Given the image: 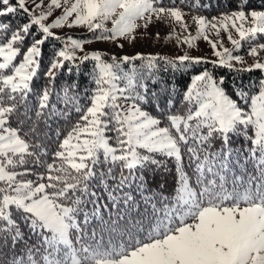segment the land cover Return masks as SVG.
I'll use <instances>...</instances> for the list:
<instances>
[{
	"label": "snow or ice",
	"instance_id": "obj_1",
	"mask_svg": "<svg viewBox=\"0 0 264 264\" xmlns=\"http://www.w3.org/2000/svg\"><path fill=\"white\" fill-rule=\"evenodd\" d=\"M246 8L244 0L211 20L192 18L196 35L183 42L203 36L217 60L105 59L85 51L92 41L54 30L81 26L97 41L131 42L154 20L186 31L185 13L175 0H0V264H264V78L228 84L205 68L181 93L154 71L159 61L164 73L189 61L264 71V43L249 48L253 63L236 67L244 58L219 39L223 30L238 49L264 34V10ZM50 40L62 43L41 73ZM89 60L90 92L75 80L57 85L59 73ZM134 61L144 63L121 67ZM170 167L167 195L157 177Z\"/></svg>",
	"mask_w": 264,
	"mask_h": 264
},
{
	"label": "trees",
	"instance_id": "obj_2",
	"mask_svg": "<svg viewBox=\"0 0 264 264\" xmlns=\"http://www.w3.org/2000/svg\"><path fill=\"white\" fill-rule=\"evenodd\" d=\"M171 2L172 0H162V3L164 5H169ZM241 2H244V0H183V3L181 2V0H175V3L179 7L186 8L188 10L206 16H212L224 12L237 10V6ZM246 3H247V8L245 9L246 11L253 9L264 10V8H262V5H264V0H246ZM193 4L196 5L195 8L191 7V5ZM14 22L16 23L21 22L20 18L16 17ZM76 35L86 36L89 34L82 33ZM260 42H264V34H259L258 38H256L253 41H249L247 48L250 47L252 44H256ZM61 43L62 42L55 40H50L48 43H46V45L44 46L45 54L43 56L41 69H40L41 73L46 70L47 64L51 59V55L52 52L54 51V48H59L61 46ZM110 57L111 55L106 53V56L104 58L109 59ZM94 64L95 61L89 60L81 66V71L79 73L75 71L72 74H68L66 71L59 73L56 81L57 85L59 86L61 83H63L66 80H75L79 83L80 88L83 90V92H90L91 88L94 87L92 81V76H93L92 70ZM129 64H136L137 66H139L142 63L141 61H134ZM129 64L121 65L124 71L126 70L125 68ZM163 67H167L166 63L164 61H159L158 68L154 70L156 72V78L159 79L162 77L164 81L170 82L171 85H175L177 87L178 92L181 93L184 90H186V87L188 86V84H190L191 76L199 73L205 68L213 72L216 78L223 76L228 84H231L233 81H236V83H243L244 85H247L251 81L255 85L260 79L264 78V73L262 70L257 69L251 72L238 74L234 70H229L226 67L216 66L206 62H202L201 64H195L194 62L191 61L185 62V64L180 67L179 71L170 69L167 73H164L162 71ZM41 79L42 78L40 75H38V77L36 78L37 82H41ZM145 83L148 84L149 89L151 91H157L161 88L160 84H153L152 80H146ZM228 91L229 93H231V88H229ZM233 98L235 99L236 97ZM147 110L152 111L153 114H156L151 104L147 105ZM240 143H242V140L234 139L233 146L238 147ZM157 180L159 181V183L164 184L165 194L167 195L173 194V190L176 186V174L173 168L170 167L166 175L163 174L158 175ZM152 188L158 190V185L153 183ZM104 195L106 197L107 193H104ZM137 199H139L138 196ZM106 202L110 203V201H106Z\"/></svg>",
	"mask_w": 264,
	"mask_h": 264
},
{
	"label": "rangeland",
	"instance_id": "obj_3",
	"mask_svg": "<svg viewBox=\"0 0 264 264\" xmlns=\"http://www.w3.org/2000/svg\"><path fill=\"white\" fill-rule=\"evenodd\" d=\"M47 2V0H46ZM182 11L185 13L184 22L187 23L188 28L186 31L181 30L180 25L175 23L171 19H163V20H154L147 29L140 28L135 33V39L129 42V40L125 38H117V40L112 41H104V40H95L93 33L87 31L86 28L81 26H76L72 28L64 27L62 29H56L54 31L57 32L58 35H71L74 38L90 40L91 43H86L84 45L85 51H94L100 50L102 52H106L110 55L115 54L117 56L123 55H135L136 53L143 54H159L162 56L168 57H176L179 55H184L185 53L192 57H203L206 60L212 61L217 60L218 58L214 56V50L211 47V44L208 41L203 39V36L198 37L197 39L192 41V46L190 47L187 43L183 42L184 37L186 36H195L198 25L193 21L194 16H205L208 20H211L212 17H219L221 14H216L212 16H206L197 12H193L186 8H182ZM231 12V11H229ZM228 13V12H224ZM60 14V10H55L53 17ZM106 27L111 28V21L106 22ZM247 26V25H246ZM232 36L234 39H239L238 33L235 30H232ZM175 33L168 38L170 34ZM86 33L89 35L80 36L76 34ZM159 33V38H157L156 34ZM99 33H97L98 35ZM209 36L210 40H217V36L213 32L206 33ZM180 37V42L177 41L176 37ZM259 34L256 38H258ZM219 39L223 42V47L229 48L233 50V55H240L244 58L245 65H240L236 62V67L246 66L247 64L253 63L257 57H253L248 55L249 48L254 45L252 44L247 48L249 41H241V47L236 49L233 47L231 42L228 40L227 33L223 30L220 31ZM264 43V42H260ZM118 44H123V48L118 47ZM257 44V43H256ZM219 49V45H218ZM222 50V49H220ZM261 61H264V50L259 51V57ZM141 63H144L141 61ZM132 67V64H129L125 69L128 71ZM264 73V71H263ZM199 74V73H197ZM195 75V74H194ZM191 82V81H190ZM121 87L123 84L120 85Z\"/></svg>",
	"mask_w": 264,
	"mask_h": 264
}]
</instances>
